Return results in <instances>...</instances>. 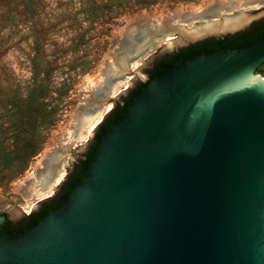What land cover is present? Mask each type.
I'll return each instance as SVG.
<instances>
[{
  "label": "water",
  "instance_id": "95a60500",
  "mask_svg": "<svg viewBox=\"0 0 264 264\" xmlns=\"http://www.w3.org/2000/svg\"><path fill=\"white\" fill-rule=\"evenodd\" d=\"M236 8L124 25L112 42L116 67L107 64L93 99L105 100L109 85L159 43L175 51L238 32L246 21L219 26L234 14L248 19ZM262 65L264 36L181 59L150 78L101 133L64 203L18 239L0 238V264H264ZM4 220L0 212V227Z\"/></svg>",
  "mask_w": 264,
  "mask_h": 264
},
{
  "label": "rangeland",
  "instance_id": "374dc122",
  "mask_svg": "<svg viewBox=\"0 0 264 264\" xmlns=\"http://www.w3.org/2000/svg\"><path fill=\"white\" fill-rule=\"evenodd\" d=\"M216 1L161 0L155 5H143L134 0H0V145L6 151L0 155L1 214L13 220L22 209L28 211L37 199L52 193L96 126L88 134L87 128L99 115L102 119L112 111L129 85L132 71L141 67L131 88L145 81L147 70L174 51V47L165 50L164 44L159 43L135 59L136 66L131 65L129 72L109 85L105 100L93 99L97 84L104 85L107 64L116 67L112 42H119L124 25L146 17H168L177 11L201 9ZM236 11L249 14L248 19L234 14L222 18L219 26L246 21L240 32L264 21V0L255 7ZM221 13L225 15V9ZM209 38L214 36L197 42ZM101 71L104 79L98 76ZM257 73L264 77L263 70L258 69ZM90 103L95 109L82 115V107ZM20 119L24 121V134L37 137L41 147L25 169L15 173L22 142L15 139L14 133ZM76 121L79 129H75ZM98 121L99 127L102 120ZM46 152H57L63 157L56 177L40 195L25 198L19 186L32 173L43 178L44 166L39 163ZM47 164L45 175L50 174L52 158Z\"/></svg>",
  "mask_w": 264,
  "mask_h": 264
},
{
  "label": "flooded vegetation",
  "instance_id": "af4514ba",
  "mask_svg": "<svg viewBox=\"0 0 264 264\" xmlns=\"http://www.w3.org/2000/svg\"><path fill=\"white\" fill-rule=\"evenodd\" d=\"M168 67V61H166L165 59L156 62L149 70H147L145 81H140L137 85L130 88L126 95H123L120 99L116 100L115 109L106 115L99 127L92 134L91 139L86 141L87 143L82 147L81 154L73 160L71 165L68 167V172L65 175L64 179L57 185V187H55V190L52 193L37 199V201H35L34 205L30 207L28 211L22 209L19 216H17L13 220H11L7 214H3L5 220L0 227L1 239H18L33 225L40 221L50 209L59 208L64 203V201L69 197L71 189L85 172V160L89 153L93 150V147L96 144L98 145L101 133L108 130L111 124L115 120L119 119V115L117 113L120 110V107L123 105L124 101L128 99L131 94L138 90L141 83L148 81L150 78L158 75L161 70H164ZM258 69L263 70L264 73V65L260 66ZM60 163L61 161H58L55 167L52 168L50 173L52 176L51 178L54 179V177H56Z\"/></svg>",
  "mask_w": 264,
  "mask_h": 264
},
{
  "label": "trees",
  "instance_id": "16d2710c",
  "mask_svg": "<svg viewBox=\"0 0 264 264\" xmlns=\"http://www.w3.org/2000/svg\"><path fill=\"white\" fill-rule=\"evenodd\" d=\"M161 0H134V2L143 5H155ZM172 1V0H171ZM182 1V0H176ZM184 1V0H183ZM264 36V21H259L254 23L249 29L245 31H240L235 34H229L218 38H209L204 41L196 42L189 44L187 46L180 47L178 50L172 52L167 58L169 67L176 64L181 59H190L195 55L202 53V52H211L214 50H221L224 48H238L240 46L252 43L259 38ZM166 69L161 70L158 75L164 73ZM147 82V81H146ZM146 82L141 83L140 87L136 92L131 94L128 99H126L123 105L120 107L118 111L119 119L124 115L128 104L130 103L131 98L139 92L146 84ZM115 107L112 109V111ZM23 120H18L16 125V131L14 133L15 139L21 140L20 142V153L18 155V163L16 169L13 171L15 173H20L25 167L27 166L28 161L32 158L40 149V143L37 141V137L34 135L29 136L24 134L23 129ZM97 148V144L93 147V150L89 153L85 160L86 169L90 161V157L93 151ZM6 151L3 149L2 145H0V155H5Z\"/></svg>",
  "mask_w": 264,
  "mask_h": 264
},
{
  "label": "bare ground",
  "instance_id": "6f19581e",
  "mask_svg": "<svg viewBox=\"0 0 264 264\" xmlns=\"http://www.w3.org/2000/svg\"><path fill=\"white\" fill-rule=\"evenodd\" d=\"M251 1L252 0H217L213 4H211L209 6H206L204 8H201V9L198 8V9H195V10H190L189 9V10L177 11L176 13L171 14V15L172 16H175V17H180L181 15L182 16H186V15L189 16L191 14L200 13L202 11L211 12L213 10V8H215V7L219 8V9H224V8H226L228 6H236V7H252L253 6V7H255L256 6V3L250 5L251 4ZM158 17H159L158 18L159 21H162V20L166 19L167 16L166 17L158 16ZM232 18L233 17L229 18L228 20H230ZM143 21H145V20L144 19H142V20H138L137 19V20H132L130 22L133 25L132 27L135 28V27L141 25ZM243 22L244 21L238 23L237 25H224L222 28H232V27H236V26L240 25ZM211 28L213 29L214 27H211ZM121 32H122V30H121ZM121 37L122 36H120V39H121ZM171 38H172L171 36H167L166 39L169 40ZM136 63H137L136 60H134V61L131 62V65L134 67V66H136ZM131 65H130V67H131ZM98 76L104 79L103 71H101ZM100 84L101 83H98L97 86H100ZM108 108H110L109 105L107 106V109ZM99 118H101L100 115L97 117V120L96 121H93L90 124V126L87 128V131H86L87 134L93 129L94 126H96V122L98 120H100ZM81 125H80V127H81ZM78 126H79V124L76 121V123H75V127L76 128L75 129H79ZM68 134H69V132H68ZM58 155L59 154L57 152H55V153L54 152H51V153L50 152H46L43 161L39 163V166H41V165L44 166L43 167L44 169L42 170V173H41L43 175V178H39V177H37L39 175L35 176L34 173H32V175H30L27 180H25L24 182H21V184L19 186V191H20V193L25 198H29L30 196L32 197L33 195H40L42 193V190L45 189V182H46V178L48 176L47 174L45 175V173H46L45 172V168L48 165L47 163L52 158V164H53L56 161V158L58 157Z\"/></svg>",
  "mask_w": 264,
  "mask_h": 264
}]
</instances>
